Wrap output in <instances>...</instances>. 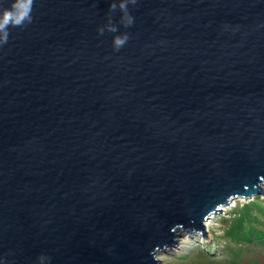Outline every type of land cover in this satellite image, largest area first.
Segmentation results:
<instances>
[{"label":"water","instance_id":"95a60500","mask_svg":"<svg viewBox=\"0 0 264 264\" xmlns=\"http://www.w3.org/2000/svg\"><path fill=\"white\" fill-rule=\"evenodd\" d=\"M111 2L34 0L0 46V264H162L264 192V0Z\"/></svg>","mask_w":264,"mask_h":264},{"label":"rangeland","instance_id":"374dc122","mask_svg":"<svg viewBox=\"0 0 264 264\" xmlns=\"http://www.w3.org/2000/svg\"><path fill=\"white\" fill-rule=\"evenodd\" d=\"M205 224L162 252V264H264V192L233 198Z\"/></svg>","mask_w":264,"mask_h":264},{"label":"clouds","instance_id":"9594fccd","mask_svg":"<svg viewBox=\"0 0 264 264\" xmlns=\"http://www.w3.org/2000/svg\"><path fill=\"white\" fill-rule=\"evenodd\" d=\"M137 0H112L109 7L110 13H115L119 10L122 15L119 23L125 28L131 27L134 24V17L129 11V5H136ZM34 0H11L9 7L0 6V46L7 44L10 35V27L23 28L30 24L33 20L32 11ZM105 30L111 33H117L118 27L113 22L112 16L109 15L108 22L103 27L98 29L99 34L103 35ZM130 39L127 33L114 36L113 48L119 51ZM39 264H46L50 260L44 254L38 257Z\"/></svg>","mask_w":264,"mask_h":264},{"label":"trees","instance_id":"16d2710c","mask_svg":"<svg viewBox=\"0 0 264 264\" xmlns=\"http://www.w3.org/2000/svg\"><path fill=\"white\" fill-rule=\"evenodd\" d=\"M209 249H211L212 247L211 246H208Z\"/></svg>","mask_w":264,"mask_h":264}]
</instances>
